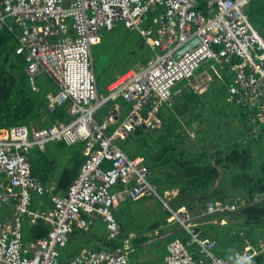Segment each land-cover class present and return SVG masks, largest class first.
<instances>
[{"label": "built area", "instance_id": "built-area-1", "mask_svg": "<svg viewBox=\"0 0 264 264\" xmlns=\"http://www.w3.org/2000/svg\"><path fill=\"white\" fill-rule=\"evenodd\" d=\"M250 1L0 0V26L12 17L21 29L16 52L24 57L25 73L32 83L39 75L50 77L58 89L46 94L48 107L63 105L71 117L49 126H0V264H138L130 257L132 234L112 247H82L67 260L60 256L74 229L87 230L97 216L106 239L116 241L115 207L147 195L160 199L169 212L166 222L177 223L183 233L166 244L165 264H244L264 253L263 241L244 237L238 250L218 257L216 241L198 228L200 216H190L185 207L172 209L150 182L144 158L130 157L119 146L136 127L159 128L160 111L175 94H202L212 74L222 79L215 64L235 77L229 98L264 122V34L244 10ZM118 22L139 32L150 55L115 74L100 92L92 48ZM182 81L188 84L173 91ZM53 140L84 143V161L62 193L54 183L43 186L29 161L31 149L44 151ZM243 203L216 200L202 216ZM24 219L30 225L43 220L46 236L25 245Z\"/></svg>", "mask_w": 264, "mask_h": 264}, {"label": "trees", "instance_id": "trees-1", "mask_svg": "<svg viewBox=\"0 0 264 264\" xmlns=\"http://www.w3.org/2000/svg\"><path fill=\"white\" fill-rule=\"evenodd\" d=\"M6 23L0 26V126H49L68 121L63 105L48 107L47 93L41 94L37 86L38 77L34 83L30 81L24 57L16 52L21 29L12 20ZM204 93L175 94L171 106L164 105L160 111L159 128L136 127L119 146L130 157L144 158L149 180L158 193L176 190L169 200L172 209L185 207L190 216L199 217L213 201H244L234 211L210 213L197 220L203 235L213 232L221 243L217 256L227 257L239 249L244 237L252 243L264 242V122L256 116L253 119V111L230 95L220 97L212 90ZM83 144L53 140L44 151L29 155L36 178L43 186L54 183L55 191L65 192L84 161ZM213 217H225L227 222L217 225L210 221ZM48 230L39 220L25 230L24 240L44 237ZM129 234L116 241L104 235V243L112 247ZM69 241L70 237L63 251L67 259L85 247L69 249ZM137 245L141 244L131 241L134 249ZM244 264H264V253Z\"/></svg>", "mask_w": 264, "mask_h": 264}, {"label": "rangeland", "instance_id": "rangeland-1", "mask_svg": "<svg viewBox=\"0 0 264 264\" xmlns=\"http://www.w3.org/2000/svg\"><path fill=\"white\" fill-rule=\"evenodd\" d=\"M244 10L246 11V14H248L253 25L258 30L260 29V33L261 30L264 33V0H251ZM149 17H152L151 12L149 14ZM148 19L145 20V24L148 23ZM8 20L11 21L12 17H8ZM140 25L143 26L144 25L143 22ZM102 34H103L102 35L103 41L100 44L93 46L92 48L95 74L100 92H104L105 84L110 77L111 68H112L111 60L113 53L115 52V49H118L119 55L121 54V50L123 49L122 50L123 58L121 60V64L119 65L118 68L119 70H123L127 68L129 65H131L132 62L124 63L126 59V55L128 53H132L134 51L135 59L137 57L148 58V56L150 55L148 48L145 46H143L142 53H140L139 49H134L133 44L136 43V41H138L140 38V34L136 29L132 30L126 28L124 24L118 22L111 30H103ZM122 45L123 48L121 47ZM214 66L218 71V73L221 74L223 78L219 79L214 74H212V77L214 79L212 82L209 83V87L207 91L204 93V95L210 93V91L212 90L214 91L215 94H217L220 97H225L226 95L229 96L227 89H229L230 85H232V77H231L232 73H230L228 71V68H226L225 66H222L223 70H221L220 65L218 64H215ZM203 67L204 65H202L201 68L195 72L194 74L195 79L198 78L197 76ZM36 83L40 89L41 94L50 93L56 88L54 82L45 75L38 76ZM187 84H188L187 81H182L175 86L173 91L177 90L178 88H182ZM187 92L188 91L185 90V94ZM193 94L202 96V94H198L194 92ZM105 108L106 105L97 111V117L98 115H102ZM70 119L71 117H69V120ZM121 143L122 142H120V144ZM36 152L37 149H32L29 155L33 156V154H35ZM126 154L129 156L128 153ZM160 194L161 196H164L163 193ZM121 206L124 210V214H123L124 217L122 215L120 216L119 213L117 214L116 212H113L114 217H116L115 219H117L119 224L120 223L122 224L121 234L126 235L128 234V232H136V237L132 239V242L134 243V245L135 243L141 244L139 246H136L135 252L132 253V255L130 256L131 259L134 260L133 258H135V261H137L139 264H154V262L159 259L158 254L154 252V250L157 249V247L165 246V241L153 239L155 237L153 232L154 229L159 225V223L165 222V218L169 214V212L167 210L164 211L165 209H163V203L160 201L158 197L151 195L144 196L139 200H127L123 202ZM223 218L226 219L225 217ZM213 219L216 218L213 217L210 221L214 222L212 221ZM217 219L220 218L217 217ZM29 226L30 223L28 219H24L22 223L23 235L25 233V230H27ZM158 227L165 228L162 224H160ZM93 231L94 230L92 228V230L89 232L88 235V236L91 235L92 240L95 239L94 236L91 234ZM79 236H80L79 233L78 235L76 233L71 235L67 248L72 249L74 246L78 247V245L82 243V240L80 241L76 239L77 237L79 238ZM99 239L100 237L97 238L96 240ZM144 242H147L145 244L148 247H143L144 245L142 243ZM235 243L236 242L234 241L233 244ZM24 244L26 245L25 240H24ZM85 244L86 242L83 243V245ZM91 245H93V242L91 243ZM64 249L65 247L61 251L62 252L60 256L61 260H67V258H64V254H63ZM147 251H150L151 254L146 255L145 259H143L142 261L136 258L140 254L144 255L145 252Z\"/></svg>", "mask_w": 264, "mask_h": 264}, {"label": "crops", "instance_id": "crops-1", "mask_svg": "<svg viewBox=\"0 0 264 264\" xmlns=\"http://www.w3.org/2000/svg\"><path fill=\"white\" fill-rule=\"evenodd\" d=\"M259 32H260V30H258ZM103 35V34H102ZM103 41V38L101 37V41L98 43V44H100L101 42ZM143 45L144 44H142V41H141V38H139V40L138 41H136V43H134L133 44V47H134V49H139L140 50V53H142V49H143ZM96 46V45H95ZM145 46V45H144ZM122 48H123V45L121 46ZM146 47V46H145ZM123 50V49H122ZM122 50H121V54L119 55V51H118V49H115V52L113 53V56H112V60H111V64H112V68H111V73H110V77H109V79H108V81L115 75V74H117V73H119V72H121L122 70H119L118 68H119V65L121 64V60H122V58H123V54H122ZM134 51L132 52V53H128L127 55H126V59H125V62L124 63H130V62H132L131 63V65L132 64H137V63H139V62H141L142 60H144V59H146V58H141V57H137L136 59H135V56H134ZM131 65H129L128 67H130ZM127 67V68H128ZM124 70V69H123ZM107 81V82H108ZM106 82V83H107ZM118 102H122L121 100L119 101L118 100ZM163 194H164V196H166V198L168 199V203H169V200L173 197V196H175V194H176V190L175 189H171V190H164L163 192H162ZM139 200V199H138ZM123 202H121L118 206H116L115 207V209H114V212H116L117 214L119 213V215L121 216H123V214H124V210H123V208H122V206H121V204H122ZM169 216V215H168ZM167 216V217H168ZM124 217V216H123ZM166 217V218H167ZM200 217H202V215L200 216ZM116 218V217H115ZM166 218H165V222H161V223H159V225L160 224H162L165 228H163V227H156L155 229H154V235H155V237L153 238V239H157V240H164L165 241V246H161V247H157V249H155L154 250V252H156L157 254H158V256H159V259L157 260V261H155L154 262V264H165V262H164V257H165V255L167 254V249H166V244L171 240V239H174L175 237H183V233H182V231H181V229H180V227L177 225V223H175V222H169V223H167L166 222ZM117 220V219H116ZM217 221H219V222H216V224L217 225H219V224H222V225H224L226 222H227V220L226 219H224L223 217L221 218V219H217ZM118 222V221H117ZM118 224H119V222H118ZM120 225V227L122 226V224L120 223L119 224ZM213 227V226H212ZM92 228H93V232L91 233L93 236H94V238L95 239H91V235L90 236H88L89 235V232L92 230ZM121 229H122V227H121ZM121 229H120V235H119V237L120 236H122V234H121ZM156 230V231H155ZM201 230V229H200ZM214 231V230H213ZM101 232H102V234H101ZM74 233H76L77 235H78V233L80 234V236H79V238L77 237L76 239L77 240H82V245L81 244H79L78 245V247L79 246H85V247H88V248H92V249H102L104 246H106L105 245V243H104V235H106V230H105V225H104V221L101 219V217L100 216H97V217H95L93 220H92V223H91V225H90V227H89V229H87V230H82V229H78V228H76V229H74V232H72L71 233V235H73ZM128 233H130V234H133V237H136V232H128ZM212 234V235H211ZM70 235V236H71ZM69 236V237H70ZM101 236H102V238H101ZM124 236V235H123ZM145 236H146V234H145ZM207 236L208 237H210V238H214L215 240H216V246H215V249H214V252H215V254H216V251L217 250H219L218 248L220 247V242L216 239L217 238V236H214L213 235V232L212 233H210L209 234V232H208V234H207ZM100 237V239L99 240H96L97 238H99ZM84 242H86V244L85 245H83V243ZM93 242V245H91V243ZM145 243H147V242H144V243H142L144 246L143 247H148ZM137 246H139V245H137ZM135 248H136V246H135ZM135 252V249H134V251L132 252V253H134ZM132 253H131V255H132ZM148 254H151L150 253V251H147V252H145V254L144 255H139V256H137L136 258H138V259H140L141 261L143 260V259H145V256L146 255H148ZM226 254H228V252L226 253ZM226 254H223V255H226ZM130 255V256H131ZM217 255V254H216ZM134 260H132V261H135V258H133ZM137 261H135V263H136ZM164 262V263H163ZM139 264V263H138Z\"/></svg>", "mask_w": 264, "mask_h": 264}, {"label": "water", "instance_id": "water-1", "mask_svg": "<svg viewBox=\"0 0 264 264\" xmlns=\"http://www.w3.org/2000/svg\"><path fill=\"white\" fill-rule=\"evenodd\" d=\"M184 50V49H183ZM183 50H181L180 52H178V53H181V52H183ZM144 127V126H143Z\"/></svg>", "mask_w": 264, "mask_h": 264}, {"label": "bare ground", "instance_id": "bare-ground-1", "mask_svg": "<svg viewBox=\"0 0 264 264\" xmlns=\"http://www.w3.org/2000/svg\"><path fill=\"white\" fill-rule=\"evenodd\" d=\"M179 207H180V206H179ZM179 207H178V208H179ZM136 263H138V262H136ZM163 263H164V262H163Z\"/></svg>", "mask_w": 264, "mask_h": 264}]
</instances>
